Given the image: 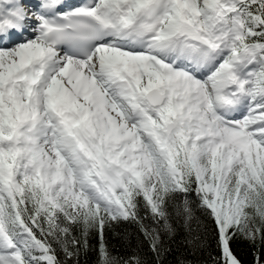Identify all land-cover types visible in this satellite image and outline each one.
<instances>
[{"label": "snow or ice", "instance_id": "obj_1", "mask_svg": "<svg viewBox=\"0 0 264 264\" xmlns=\"http://www.w3.org/2000/svg\"><path fill=\"white\" fill-rule=\"evenodd\" d=\"M240 245L264 264V0H0V264Z\"/></svg>", "mask_w": 264, "mask_h": 264}, {"label": "trees", "instance_id": "obj_2", "mask_svg": "<svg viewBox=\"0 0 264 264\" xmlns=\"http://www.w3.org/2000/svg\"><path fill=\"white\" fill-rule=\"evenodd\" d=\"M116 247L118 248L119 245L117 244ZM246 251L247 250L244 248L243 245H240L236 248L237 254L241 256V258L246 262V264H251V258L245 254ZM95 259H96L95 256L89 257L88 264H95Z\"/></svg>", "mask_w": 264, "mask_h": 264}]
</instances>
